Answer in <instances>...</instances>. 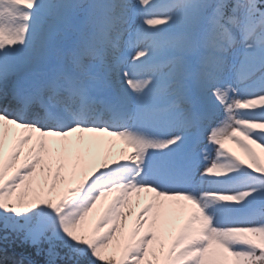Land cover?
I'll return each mask as SVG.
<instances>
[{
	"label": "snow or ice",
	"instance_id": "1",
	"mask_svg": "<svg viewBox=\"0 0 264 264\" xmlns=\"http://www.w3.org/2000/svg\"><path fill=\"white\" fill-rule=\"evenodd\" d=\"M251 145L264 0H0V264H264Z\"/></svg>",
	"mask_w": 264,
	"mask_h": 264
},
{
	"label": "rangeland",
	"instance_id": "2",
	"mask_svg": "<svg viewBox=\"0 0 264 264\" xmlns=\"http://www.w3.org/2000/svg\"><path fill=\"white\" fill-rule=\"evenodd\" d=\"M139 23V21H137ZM133 54V49L131 47H125L123 51V62L125 64L131 63V56ZM86 136H93L96 137L100 141V155L99 157L94 161L95 164H99L102 162L104 156L107 154V149L111 148V154L108 155V160L111 162L113 159H123V156L126 155V152H130V149H126V145H121V143H124L119 137H113L108 136L105 134H85ZM121 142V143H120ZM205 143V146L207 147L208 151L214 156V150L211 147H208L205 141H202ZM122 146V149L120 147ZM260 155L261 158L264 159V149L259 148L257 145H251ZM225 148L229 149L231 152H234L236 155L240 156L242 159L247 160V154L244 151V149L237 144L235 141H226L225 142ZM122 151V150H125ZM205 151L204 148L199 149V159L198 163L203 164V152ZM141 204L144 203L143 197H141L140 200ZM67 251V250H65ZM68 264H74V262L68 257Z\"/></svg>",
	"mask_w": 264,
	"mask_h": 264
},
{
	"label": "trees",
	"instance_id": "3",
	"mask_svg": "<svg viewBox=\"0 0 264 264\" xmlns=\"http://www.w3.org/2000/svg\"><path fill=\"white\" fill-rule=\"evenodd\" d=\"M66 249H61L60 254H61V260L59 261V264H68V257L65 255Z\"/></svg>",
	"mask_w": 264,
	"mask_h": 264
}]
</instances>
